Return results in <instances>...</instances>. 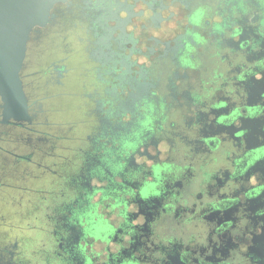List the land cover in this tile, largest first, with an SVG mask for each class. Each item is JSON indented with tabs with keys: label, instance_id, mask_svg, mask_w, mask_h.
I'll use <instances>...</instances> for the list:
<instances>
[{
	"label": "flooded vegetation",
	"instance_id": "obj_1",
	"mask_svg": "<svg viewBox=\"0 0 264 264\" xmlns=\"http://www.w3.org/2000/svg\"><path fill=\"white\" fill-rule=\"evenodd\" d=\"M171 2L173 4L178 2L190 10L195 0H171ZM141 3L152 12V15L139 23L140 35H136L134 31H129V25L135 29L136 21L144 17L145 9L138 7ZM207 3L214 5L221 13L225 10L231 12L230 6L224 3V0H207ZM222 3L223 7L220 6ZM247 3L254 10L257 7L256 0H247ZM168 8L169 4L166 0H131V2L129 0H58L52 5L44 24L32 29L28 50L26 42L23 66L19 72L25 100L21 116L7 117L0 97V204L6 205L11 200L19 203L15 197L20 195L23 199L21 193L27 192L32 182L43 185L52 177L59 178L60 175H64L57 165L50 163L78 146H67L64 143L74 140L80 144L87 140L92 147H95L96 136L88 132L91 119L98 122L99 128L105 135L108 134V129H111L113 134L130 129L138 115L137 106L145 98L159 105L161 97L153 94L156 90L166 89L167 95L164 99L170 96L173 101L179 103L183 98L191 107L194 102L192 91L197 87L203 89L202 79H207L206 73L215 57L212 50L202 48L185 31H175V34L165 32L160 36L149 31V29L159 31L172 20L175 13L169 12L167 17L163 15ZM259 19L258 12L251 17V20L249 15L235 18L234 22L241 28L238 38L219 34L220 47L231 50L222 52L220 57L227 64L232 65L229 75L239 74L243 67L254 65L252 72L245 74V79L231 77L241 103L247 104L249 108L256 106L264 108V68L256 65L257 61L264 59V36H261L258 31L259 26L255 23ZM177 24L179 25L180 21H177ZM204 24L207 25L208 22L204 21ZM182 27L188 28L189 25ZM191 29L193 32L201 31L210 36V43L217 39L218 34L210 27L192 24ZM186 40L197 48V53L192 55V59L195 60L199 56L204 62L201 69L190 71L182 65L180 56L186 47ZM249 41L251 43H248ZM256 42H259L258 47L253 48L252 44ZM78 43L84 45L83 49L76 47ZM133 55L152 58L151 66L139 64L132 59ZM237 56H243V61L233 65V59ZM193 77L196 80L195 84L191 83ZM177 80L189 83L181 91L176 85ZM226 84L227 82L221 84V91H218L215 97L226 101L225 106L209 108L208 112H199L198 120L203 125L200 129L201 134L205 137L220 135L222 139H231L238 149L243 141L244 151H254L264 147V111L250 116L247 114V109H242L244 114L238 117L239 125L217 123L218 117L228 115L236 107V102L230 96L222 94ZM207 103L208 101H205L204 105ZM106 105L112 106L107 109L111 116L105 114ZM123 113H132V119L126 124L119 122V117ZM38 114H42V121H37ZM111 117H116L117 121L114 123ZM188 122L190 124L191 119ZM80 126L86 130L81 137L74 135V130H78ZM241 131H243L242 136L236 135ZM225 133L226 136L223 135ZM151 143L153 145L157 143L155 136L151 138ZM196 150L210 152L202 140L197 142ZM80 151L85 157L84 163L79 177L72 175L69 186H76L79 178L80 186L88 187L91 191V178H85V173L98 165L100 160L98 154L93 153L91 148H81ZM141 154H147L152 158L151 154L147 153V142L145 152ZM65 162L73 163L67 160V157ZM220 172L223 178L221 179L219 174L213 177L216 185H209V195H212L214 187L218 191L219 187H223L231 178L228 169H220ZM255 174H259L258 179L264 181V156L257 157L243 176L234 178L235 182L243 181V183L228 195L233 199L241 196L245 198L237 200L222 213L217 209L204 217L208 223H213L217 227L227 223H232L235 227L238 220L235 213L243 209L251 224L250 228L245 227L243 233L235 239L231 235V230L224 232L219 236L221 241L219 246L212 240L210 233L209 247L213 251L211 256L206 257L209 264H220L221 259L229 260L231 264L234 260L232 252L239 248L247 249L243 255L248 257L249 264H264V215H257L258 210L264 209V191L258 196H245L249 191L247 181ZM33 191L34 195L39 194L41 197L44 195L39 189ZM199 195L201 194H198V197ZM219 198H226V194L221 193ZM37 208L35 206L34 210L37 211ZM52 211L55 215H49L48 219H56L58 227L68 228L70 232L67 238L61 237L57 245L60 252L57 255L67 249L70 254L68 257L70 264H83L72 248V245L79 241L81 232L75 226L62 223L66 221V216L59 208H54ZM258 227L259 231H257ZM3 234L7 235V233ZM149 237L150 229L145 224L139 234L132 238L133 242L128 247L120 249L122 259L118 264H124L125 261L144 264L145 261H149L151 257L148 253L152 251L149 248ZM119 240L118 232L113 237V242L118 243ZM18 247V241L4 243L1 239L0 264H30L28 261L16 259ZM190 249L193 255L197 250L201 255L207 251L203 246L193 249L191 245H177L169 252L168 264H182L181 251ZM137 253L139 255H136ZM110 262L111 254H109V264ZM192 264H197L195 257ZM235 264H244V262L235 261Z\"/></svg>",
	"mask_w": 264,
	"mask_h": 264
},
{
	"label": "clouds",
	"instance_id": "obj_2",
	"mask_svg": "<svg viewBox=\"0 0 264 264\" xmlns=\"http://www.w3.org/2000/svg\"><path fill=\"white\" fill-rule=\"evenodd\" d=\"M166 2L169 8L163 15L167 17L169 12L175 15L159 31L151 29L149 31L160 36L165 32L175 34V31L182 30L191 35L202 48L212 50L215 59L206 73L207 79H202L203 89L197 87L192 91L194 102L191 107L183 98L179 103L173 101L170 96L164 99L167 95L166 89L154 91V95L161 97L159 105L145 98L137 106L138 115L132 127L123 132L113 134L111 129H108V134L105 135L98 122L91 119L88 132L96 136L95 147L87 140L82 141L70 153L50 162L57 165L64 175H60L59 178L52 177L43 185L32 182L29 190L21 193L23 199L20 195L15 197L19 203L11 200L6 205L0 204V217H3L0 219V233H7L6 236H0V239L4 243L19 242L17 260L28 261L30 264H70L67 249L57 255L60 252L57 245L61 237L67 238L70 232L68 228L58 227L56 219H48L49 215H55L52 211L54 208H59L66 216V221L62 223L75 226L81 232L79 241L74 243L72 248L83 264H109V254L110 264H118L122 259L120 249L128 247L133 242L132 238L139 234L145 224L150 229L149 248L152 251L148 253L151 259L144 264L153 262L168 264L169 252L177 245H191L193 249L203 246L207 249L203 255L199 250L194 255L191 249L181 251L182 264H192L194 257L197 264H209L206 257L211 256L213 251L209 247L210 233L212 240L219 246L221 243L219 236L224 232L231 230V235L235 239L243 233L245 227H251L243 209L235 213L238 217L235 227L232 223L217 227L213 223H208L204 217L217 209L222 213L237 200L245 198L241 196L233 199L228 194L243 183L235 182L234 178L243 176L257 157L264 156V147L244 151L243 141L238 149L231 139H222L220 135L205 137L200 132L203 125L198 120V114L200 111L208 112L209 108L225 106L226 101L215 99L216 93L221 91L223 82L227 84L222 94L230 96L236 102V107L228 115L218 117L217 123L239 125L238 117L244 114L242 109H247L250 116L264 111L260 106L249 108L247 104L241 103L231 77L245 79V74L251 73L254 65L243 67L239 74L229 75L232 65L220 57L222 52L231 50L220 47L219 36L223 33L225 36L238 38L241 28L234 22L235 18L249 15L251 20L257 12L260 19L255 23L259 26L261 36H264V0H256L255 10L247 0H224V3L230 6L231 12L225 10L223 13L217 11L214 5L207 3V0H195L190 10L178 2L175 4L171 0ZM220 6L223 7L224 4ZM138 7L145 9L144 17L136 21L135 29L129 25V31H134L136 35H140L139 23L152 15L143 3ZM177 21H180L179 25ZM204 21L208 24L205 25ZM192 24L210 27L218 34L217 39L210 43L211 37L201 31L193 32ZM182 25L189 27L184 28ZM229 28L232 30L228 31ZM258 43H253L252 47H258ZM185 44L186 47L180 56L182 65L190 71L201 69L204 62L199 56L195 60L192 59V55L197 53V48L187 40ZM76 47L83 49L84 45L78 43ZM132 59L146 66L152 64V58L148 56L133 55ZM242 61L243 56H237L233 59V65ZM256 65L264 68V59L257 61ZM188 83L177 80L178 90L182 91ZM191 83H196L195 77ZM205 101H208L206 105ZM111 107L106 105V115L111 116L107 111ZM111 118L114 123L117 121L116 117ZM131 119L132 113H123L119 117V122L126 124ZM236 135L242 136L243 131ZM153 136L157 138L155 145L151 143ZM201 140L210 152L196 150L197 142ZM146 142L147 153L151 154L152 158L147 154H141L145 152ZM81 148H91L93 153L98 154L100 160L98 165L85 173V178H91V191L88 187L80 186L79 178L76 186H69L72 175L79 177L84 163L85 157L80 151ZM65 157L73 163L65 162ZM220 169H228L231 178L223 187H219L218 191L214 187L212 195H209V185H216L213 177L219 174L221 179L223 178ZM258 176L259 174H255L248 179L249 191L245 196H258L264 191V181L258 179ZM35 189L41 190L44 193L43 197L39 194L34 195ZM221 193L226 194V198L220 199ZM198 194L201 195L198 197ZM37 203L39 211L34 210ZM257 215H264V209L258 210ZM259 230L258 227L257 231ZM118 232L120 240L114 243L113 237ZM246 251V248L233 250L234 260L231 264L240 260L244 264H249L248 257L243 255ZM124 264L132 262L125 261ZM220 264H230V261L221 259Z\"/></svg>",
	"mask_w": 264,
	"mask_h": 264
},
{
	"label": "water",
	"instance_id": "obj_3",
	"mask_svg": "<svg viewBox=\"0 0 264 264\" xmlns=\"http://www.w3.org/2000/svg\"><path fill=\"white\" fill-rule=\"evenodd\" d=\"M58 0H0V97L7 117L18 118L24 110L19 72L29 48L30 33L44 24Z\"/></svg>",
	"mask_w": 264,
	"mask_h": 264
},
{
	"label": "rangeland",
	"instance_id": "obj_4",
	"mask_svg": "<svg viewBox=\"0 0 264 264\" xmlns=\"http://www.w3.org/2000/svg\"><path fill=\"white\" fill-rule=\"evenodd\" d=\"M37 117H38L37 121H42V114H38ZM84 133H86V130H83V127L82 126H80L78 128V130H74V135H77L79 137H81ZM65 135L68 136L69 134H65ZM64 145L69 146V145H79V144L76 141H74V140H69V143H64ZM35 206H37L39 208V204H36ZM38 208H37V211H39ZM0 236H4V234L3 233H0Z\"/></svg>",
	"mask_w": 264,
	"mask_h": 264
}]
</instances>
